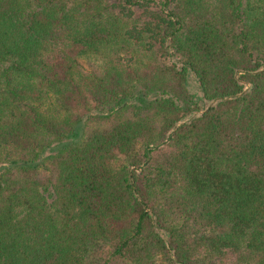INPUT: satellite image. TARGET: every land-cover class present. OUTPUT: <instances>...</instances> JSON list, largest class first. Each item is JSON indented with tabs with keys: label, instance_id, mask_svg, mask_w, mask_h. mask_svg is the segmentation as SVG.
<instances>
[{
	"label": "trees",
	"instance_id": "obj_1",
	"mask_svg": "<svg viewBox=\"0 0 264 264\" xmlns=\"http://www.w3.org/2000/svg\"><path fill=\"white\" fill-rule=\"evenodd\" d=\"M0 264H264V0H0Z\"/></svg>",
	"mask_w": 264,
	"mask_h": 264
},
{
	"label": "rangeland",
	"instance_id": "obj_2",
	"mask_svg": "<svg viewBox=\"0 0 264 264\" xmlns=\"http://www.w3.org/2000/svg\"><path fill=\"white\" fill-rule=\"evenodd\" d=\"M191 85H192V89L195 90L197 88V82L194 77H191Z\"/></svg>",
	"mask_w": 264,
	"mask_h": 264
}]
</instances>
